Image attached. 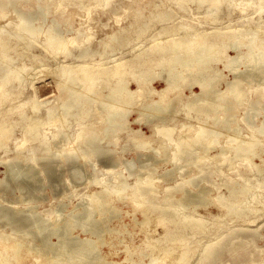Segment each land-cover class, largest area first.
Here are the masks:
<instances>
[{
  "label": "bare ground",
  "instance_id": "1",
  "mask_svg": "<svg viewBox=\"0 0 264 264\" xmlns=\"http://www.w3.org/2000/svg\"><path fill=\"white\" fill-rule=\"evenodd\" d=\"M0 1L1 14L17 7L16 0ZM74 1L84 5L93 0ZM96 1L105 8H109L111 2ZM175 3L183 4L182 8L189 3L207 4L210 19L198 24L180 20L179 24L174 19L180 12L158 13L155 17L162 27L155 33L151 32L152 21L135 20L130 26L136 29L135 33L133 29L123 28L99 43L103 54L99 60L93 59L97 50L91 45L85 46L94 38L91 30L85 33L77 30L75 36L62 38L56 24L45 31L39 23L30 27V16L21 12H18V20L0 28V166L3 168L0 264H212L220 255L217 246L221 241L230 236L234 239L239 235L248 237L247 228L264 220V179H260L264 166L255 162L259 158L264 163V0H175ZM223 6H226L227 17L237 11L242 16L236 23L230 20L219 26L217 19L225 15ZM255 15L259 21L252 24ZM179 31L182 36H178ZM42 33L40 47L42 38H38ZM30 35L35 38L28 41ZM143 35L150 39V46L139 49L129 58L111 60V66L102 62L107 49L112 48L109 41L121 44L125 39ZM24 46L30 51L23 50ZM71 49L78 52L74 54ZM228 50L234 55H229ZM64 53L65 58H76L77 64L57 65L54 78L58 89L64 92L58 97L59 103L62 102L41 101L40 89L35 85L37 79L31 77L28 82L21 79L25 70L23 62L29 55L33 62L46 60L49 65L50 60ZM220 63L223 69H219ZM128 76L137 85L136 90L127 84ZM157 78L165 84L160 91L149 86ZM223 82L225 90L219 89ZM251 82L258 83L251 87ZM102 83L109 89L106 94L99 88ZM185 86L195 87L200 92L192 91L184 100L180 90ZM251 92L253 94L249 95ZM146 98L151 100L137 111L153 125L155 133L174 145L173 163L184 161L183 166L177 167L182 179L169 186L161 203H157L160 190L153 187L155 179L150 176L146 180L138 178L130 188V199L139 207L149 204L143 212L145 220L140 224L144 227L145 247L144 251L132 252L125 246V259L118 262L111 260L116 253L112 252L114 244L107 240V235L128 233L125 215L115 205L117 199L122 200L119 195L125 190L118 185L119 175L112 185L96 179L94 184L101 190L89 195L86 205H81L80 200L81 207H75L72 212L70 209L68 215L65 211L71 208V203L57 201L48 210H42L40 203L48 194L54 199V195L61 192L60 188H64L65 171H59L61 168L67 170V181L71 185L72 181L78 182L85 167L82 160L94 157L97 162L113 166L110 151L103 143L125 129L126 111ZM245 101L252 112L249 123L244 121L245 116L242 118L247 135L239 122L233 125L231 121L235 110ZM176 103L190 121L181 124L185 134L174 139L172 134L179 124L180 112H175ZM95 104L99 106L97 115L106 124L103 137L94 126L87 129L83 122L94 111L92 105ZM73 114L77 116L75 124L79 129L71 136L63 129L71 126ZM256 118L263 120L257 124ZM192 120L196 124H192ZM98 123L101 122L97 120L93 124ZM62 134L60 145L51 144V139ZM114 139L115 142L112 139L108 144H115L118 139ZM134 145L147 150L149 141L134 139ZM147 159L151 161V155ZM127 162L132 172L134 161ZM206 162L200 173L211 164L215 166L212 174L222 177L219 185H214L219 193L212 199L219 208V212L212 215L214 223L199 212L203 209L206 215L212 214L208 209L212 202L208 198L211 190L204 185L188 189L201 182L209 183L210 180L193 175L194 167ZM70 165L76 166L72 172L68 171ZM224 165L235 175H226ZM172 170L160 178L172 180ZM222 187L226 188L225 193L221 192ZM59 197L61 200V196L56 198ZM149 209L158 212L154 229L153 212L147 213ZM114 220H118L119 227H112ZM158 227H162V233ZM77 231L79 234H75ZM105 246L111 248L109 255L102 252ZM146 258L148 263L144 261Z\"/></svg>",
  "mask_w": 264,
  "mask_h": 264
},
{
  "label": "rangeland",
  "instance_id": "2",
  "mask_svg": "<svg viewBox=\"0 0 264 264\" xmlns=\"http://www.w3.org/2000/svg\"><path fill=\"white\" fill-rule=\"evenodd\" d=\"M16 2H17L16 5L17 7L15 8L13 7L12 11L5 10V12H3L2 14L0 13V28L6 27L7 23H10L14 20H18L17 19L18 12H21L27 16H30L29 20H32L29 22L31 25L30 27L34 26L36 23L37 24L39 23V25L45 31L52 26L54 27L56 24V27L58 26L56 30L62 38L75 36L77 30H81V32L83 33L87 31L89 32L91 30L92 32H94V38L90 42H88L85 46L91 45L95 50H97V52L93 56V59H97V60H99V58H103L102 48L100 47L99 43L102 40H106L107 36L115 32L118 33L123 28H129L132 30L133 28L130 26L131 23H133L135 20H142L147 22L152 21L151 23L154 24V29L151 32L154 31L155 33L156 29L159 30L162 27L161 22L158 21L159 19L155 17L158 13L180 12L179 15H177L178 18L174 19V20H178L179 24L181 23L180 20H184L186 23H196V24H198V22L201 20L209 21L210 18L207 17L211 15L209 13L210 10L207 4L206 5L205 4L197 5L196 3H189L188 5L184 4L185 8L183 7L184 8L183 10L182 8L183 4L178 5L175 3V0H111L109 8L99 6V3L96 0L86 2L84 3V5L77 4L76 1L74 0H64V5H61V0H16ZM1 8L2 6L0 1V10ZM222 9L225 10L226 6H223ZM139 11H141V13L140 15H137ZM224 14L225 15L221 14V18L217 19L219 20L218 23L219 26L221 27L224 26L225 24H228L230 20H234L233 23H236V21L242 16L238 13V11L237 13L234 12L230 18L226 16V10ZM255 17L256 18L252 20V24L253 22L255 24L256 22L259 21L257 19L258 15H255ZM262 20L264 21V15L262 16ZM132 31L133 33H135L136 29H133ZM178 33L181 34L178 36H182L181 31H179ZM42 35L43 33L40 34V37L38 38V40L42 38L41 45H39L40 47L42 46L43 43L42 40L44 35L43 36ZM147 37H148L147 35H143L140 38L133 36L130 40L125 39L123 41L125 43L122 42L121 44L107 40V42L109 41V43L110 42L112 43V48L107 49L102 62L105 64L107 63V65L111 66L113 65L111 60L129 58L133 53H137L139 49L151 45V41L150 39H147ZM34 38L35 35L34 36L30 35L27 40L28 41L33 40ZM24 47H25L24 49L22 47L23 50H29L28 47L26 46ZM71 50L74 54L75 52L76 53L78 52V51H74L75 49H71ZM228 54L234 55V52L228 50ZM23 64H25L24 66L25 70L23 73L24 74L26 73V75L23 74V76L24 78L26 76V79L22 78L23 76L21 77V79L25 80L26 82L32 80V78L37 79L35 81V85L40 89V95H39L40 100L44 102L49 101L51 104H57L60 101L58 100V97L64 95L63 94L64 92H61L58 89L57 87L58 83L56 82L55 79L57 77L56 74L58 69L57 65L60 64L66 67H71V64L76 65L77 61L76 58L75 59H72V57L65 58V53H64V54H59L55 60H50L49 65H47L48 62L46 60L33 62L31 60V56L29 55L27 59L25 58ZM218 67L219 69H223V64L220 63ZM32 68L33 70H31ZM155 71H158V69H156ZM224 74L225 75L227 74L226 76H228V78H232L231 74L227 72H225ZM126 82L127 84L128 83L130 84L129 87L131 89L133 90L137 89V85L131 80L130 76L127 77ZM257 83L258 82H251L250 86L251 87L256 86ZM103 84L104 83H102L101 84L102 86H100L99 88L102 93L105 92L104 94H106L109 92V89ZM149 86L152 89L154 88L155 90L160 91L165 87V84L162 81H160V79L157 78L153 82H151ZM225 88L226 85L224 82L219 85V89L225 90ZM192 91L200 92V90L195 87L190 89L189 87L185 86L180 90V95L184 100H186L191 96ZM252 94H253L252 92L249 93V95ZM148 99L151 100V98H146L144 101L139 100L136 106L131 107L126 111L124 116L126 119L125 129L116 135H112L108 137L110 138V140L113 139V141L115 140L114 137H116L118 141L115 144H108L110 140L104 141L103 146L110 151L111 159L114 162L113 166L110 165L106 166L104 162H97L94 157H89L88 159L82 160V164L85 166L84 169H82V173L85 176L84 175L82 176L81 173L78 182L74 181L75 182L74 183L72 181L73 183L71 182V185L67 181V177H66L68 176L67 170L65 168H61L59 171H63V170L65 171V177L63 178L64 188L63 187L60 188V190L62 189L61 192H58V194L54 195V199H52L53 197L52 194L51 195L48 194L46 200L47 201L49 200V202L45 200L42 203H40L41 204L40 206L43 207L42 210L44 208L48 210L53 205L61 201H62L61 203L65 202V204L71 203L70 205L71 208L69 207L65 211V214L68 215L70 209H72L71 210L72 212L75 209V207L77 206L81 207V205L88 204L90 200L89 195L95 193L96 191L101 190V187L96 186L94 184L96 179L102 180L103 183L107 185H112L116 182L119 175L120 177L117 180L118 185L124 187L125 190L121 192L122 196L121 194L119 195L120 198L122 197V200L117 199L115 205L119 209H122L123 216L125 215L124 223L128 225V233L127 232H126L127 234L113 233L111 235L110 234L107 235V240L114 244V248H112V252L116 253L115 255H117V256L114 255L111 260L118 262L123 261V259H125L126 256L125 246H129L132 252L144 251V247H145V243H144L145 234L143 232L144 227L143 225L140 224L145 220V216L143 212L146 210V207L148 208L149 204L139 207L134 201L130 199L129 195H131L132 193L130 188L131 187L133 188V185H135V182L138 181L139 179L146 180L148 179L147 177L150 176L153 179H155V184L153 187L155 189L160 190L157 195V203H161L165 197L164 192L169 191V186H174L176 181L182 179V176L178 172L177 167L178 166L181 167V165L183 166L184 161L179 160L177 164L173 163L174 161L172 160L174 156V145L171 144V142L167 138L163 136H159L157 133H155L153 129V125H150V123L147 122L145 116H141L137 111L138 109L143 107L142 105L145 104L148 101ZM249 99L252 98L250 97ZM92 108L94 109V111H92V113L89 116L85 117V119L83 120L84 126L87 129L88 128L91 129L95 127V130H97L99 134L102 135L101 137H103L106 124L102 123L103 119L101 120L97 115L96 109L99 108L98 104L92 105ZM42 109H44V106H42ZM180 110H181L180 104L176 103L175 112ZM181 111L178 113L179 124H177V127H175V130L172 134V138L174 139H177L180 135L185 134V130L182 129L181 124H188L190 121L186 119L185 112H181ZM251 113L252 112L250 111L249 104L247 101H245L244 105L240 106L238 109L235 110V117L231 119L233 125L236 122L240 123V126L244 128L243 131L245 135H247L246 133L247 128L245 124L242 122V118L245 116L244 121L246 123H249L252 117ZM76 118L77 116H75L74 114L71 115V126L69 127L65 126L63 129V131L68 132L69 134H71V136L74 135V133L79 129V127H77L75 124ZM97 120H99L101 123H98L97 125L93 124L94 121ZM260 120H263V118H261ZM260 120H257L256 118V123L259 124ZM192 124H196L195 121L192 120ZM52 129H55V127ZM48 131H54V130L48 129ZM63 137L64 135L62 134L60 135V137L51 139L50 142L53 145H60V143H62L63 141ZM134 139H144L149 141L148 149L140 150L136 148V146L134 145ZM221 141H223V138L221 139ZM213 154H215V152H212V155ZM149 155H151V161H148L147 159V156ZM152 158H155L156 161H154ZM158 159L159 161L157 162ZM160 159L162 160L160 161ZM127 161L129 162L134 161V168L132 169V172L129 171ZM255 162L257 164H263L264 166V163L259 158H257ZM206 164H208V162L198 164L197 166H195L193 170V175L194 176L200 175L201 178L210 180L209 183L201 182L199 186H194V188L193 186H189L188 189L195 190L204 185L211 190L210 191L211 196H209L208 198H210V201L212 202L209 205L208 209L210 212H212V214L206 215L203 209L199 210V212L200 215L208 217L209 220L213 221L212 223H214V217L212 215H216L219 212V208L216 205H214L216 201L212 200L214 199V197H216L219 194L214 185L216 184L219 185V182H221L220 180L222 179V177L220 178L219 176L212 174L213 170L215 171V166L211 164H209L210 167L208 170L204 171L203 173H200V169L205 167ZM223 168L226 171V175L228 174L235 175V172L229 171L226 165H224ZM75 169H76L75 165H70L68 171L72 172V170L74 171ZM107 169H110V172H108ZM171 169H173L172 171L174 172V176L172 180L167 181L165 180L166 179L165 177L160 178L161 176L164 175L166 171ZM2 176H3V168L0 166V178ZM210 176L213 179H211ZM260 179H264V172L260 176ZM48 191L49 190H47V192ZM221 192L225 193L226 188L222 187ZM179 193L180 192H177L176 195H179ZM66 194H69V196H66ZM58 196H61V200L60 197L58 199L56 198ZM79 202L81 203V205ZM173 203L175 202L173 201L172 204ZM149 212H153L152 209L147 210V213ZM132 215L136 217V221L134 220L135 218ZM157 215L158 212L156 213L154 211L152 217V223H151L153 229L155 228L154 225L157 221L156 220ZM113 223L114 224H111L112 227L113 226L119 227L118 220H114ZM258 224L259 222L247 228L248 230H246V233L250 234L248 237H243V235H239V238L234 239L233 236L232 237L230 236V237H226L223 241H221L220 245L217 246V249L221 250L220 255L218 257L217 262L212 264H251V263L264 264V220L261 221L259 225ZM157 230L160 233L163 232L162 227H158ZM75 234H79V232L77 231ZM155 235L157 236L158 232ZM81 237L85 238L83 234L81 235ZM110 251H111L110 246L102 247V252H104L105 254L109 255ZM194 260L195 259H193V261ZM144 261H146L147 263L149 262L147 258ZM168 263H170L169 259H168ZM139 264L142 263L139 262Z\"/></svg>",
  "mask_w": 264,
  "mask_h": 264
}]
</instances>
